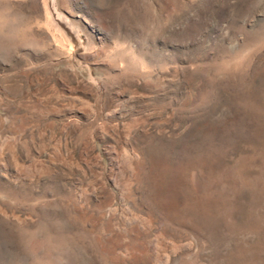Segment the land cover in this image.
Returning a JSON list of instances; mask_svg holds the SVG:
<instances>
[{
  "label": "rangeland",
  "instance_id": "rangeland-1",
  "mask_svg": "<svg viewBox=\"0 0 264 264\" xmlns=\"http://www.w3.org/2000/svg\"><path fill=\"white\" fill-rule=\"evenodd\" d=\"M0 264H264V0H0Z\"/></svg>",
  "mask_w": 264,
  "mask_h": 264
}]
</instances>
